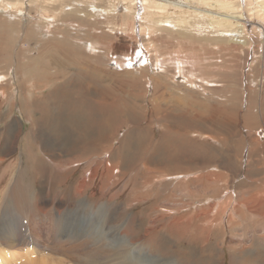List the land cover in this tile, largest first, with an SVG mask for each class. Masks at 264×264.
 <instances>
[{"label": "rangeland", "instance_id": "374dc122", "mask_svg": "<svg viewBox=\"0 0 264 264\" xmlns=\"http://www.w3.org/2000/svg\"><path fill=\"white\" fill-rule=\"evenodd\" d=\"M29 2L30 0H24V12L19 16L12 14L10 9H0V37L6 52L0 57V74H5V77L0 76V184L3 186L0 187V211L3 210L0 212V228L6 232L14 226V222H27L31 226L29 231L40 235L42 241L46 239L48 244L59 242L62 250L68 249L73 261L59 259L51 252H43L41 249H35L29 254L26 252L28 248L18 247L15 251L17 258L11 264H264V222L244 207L236 209L233 199L235 196L246 198L248 192L262 187L264 166L258 165L261 157L254 156L246 174L247 154L236 158L231 152L239 149L248 151L246 130L240 127L232 115L236 110L238 115V111L247 108V94L244 90L249 86L251 89L248 87V90L252 95L251 90L255 88L259 73L256 67L250 71L252 66L249 63L251 59L254 61L259 44H263L261 32L248 27L249 36L246 33L239 39L246 44L231 47L228 43L230 40L226 42L216 38V34L208 35L207 32V35H197L195 32L191 34L166 29L157 31V41L154 42L156 48H161L160 52L166 56L173 50L181 51L177 56L182 57L180 62H186L183 64L185 68H180V72H177L174 82L178 81L177 84L182 83V86L177 90V87L166 82L164 84L159 75L163 71L147 59L136 65L134 62L135 68H131L133 71L137 70V75H143L135 77L145 85L140 95L133 85L121 84L116 80L117 77H122L114 62L115 47H120L121 44L114 38V33H109L108 27L119 34L121 18H113L112 24L103 20L100 13H93L94 17H89L90 13L87 12H67L62 15L61 21L50 27L45 21H37L36 18L41 17ZM95 19L103 21L101 26H93ZM57 25L59 30L55 31L53 28ZM134 25L138 33V22L134 21ZM258 35L260 40L255 42ZM147 37H136L137 41L140 40L137 48L140 46L144 50L147 47ZM215 45L218 48L229 47L234 52L233 55L237 56L236 65L240 67L232 72L230 54L222 50V56H218ZM140 48L132 57L139 54ZM195 51L200 58L190 54ZM260 51L259 48L258 52ZM17 54L20 60H16ZM196 59L202 60V67L206 66L196 74L209 75L210 82L203 84L201 80L188 76L192 73L190 69L192 70ZM104 61L108 62V68L117 72L111 75L102 73L104 70L99 67H103ZM209 62L217 63L220 67L211 70L212 67L207 65ZM56 64L58 67H55ZM129 64L126 61L124 66ZM29 65H34V69L38 65L39 70L44 68L49 76L48 81L46 80L48 88L44 87L45 80L27 83L29 71L25 67L28 68ZM213 73L216 76L218 74V77ZM184 75L187 76L186 79L183 78ZM145 76L147 79H144ZM169 81H172L171 77ZM155 83L160 87H156ZM171 85L174 84L171 82ZM189 91L192 94L188 97ZM63 93L67 95L60 96ZM155 95H159L157 99ZM190 97H196V101L192 102ZM57 98L62 100L61 103L76 105L71 111L61 110ZM152 98L156 99L155 102H152ZM31 101L37 105L46 102V107L40 113L45 112L47 119L39 118L41 115L36 113V107L31 105ZM178 101H181L182 106L173 112L172 107L178 105ZM210 102L212 103L209 104ZM87 104L90 105L91 116ZM208 107H223L225 116L212 124L208 119L213 112L207 111L204 115L205 122L203 118L198 119L196 115L202 114V109ZM232 107L234 108L231 109ZM158 110L161 111L160 114ZM76 111L78 113L71 117ZM166 113H171L170 117L157 119ZM242 115L244 116L243 113L240 116ZM228 116L229 120L226 118ZM86 117L94 118L92 125L95 129L83 132L85 126L82 123L87 121ZM222 121L225 125L224 122L222 125ZM115 126H118L117 132L112 134ZM36 129L44 132L45 135L40 131L42 141L32 137L31 131ZM233 129L235 131H231ZM249 130V135L254 136L256 129L254 132L250 128ZM261 135L258 137L263 139L264 135ZM160 136L163 137L164 146L154 154L151 148ZM91 139L96 144V150L93 153L88 152L91 150L81 151L79 156L80 147ZM80 140H83V144L79 143ZM233 141L236 144L231 145ZM13 142L15 147L11 145ZM194 143L206 151L202 157L204 165L201 163L204 160L196 163L199 146L194 148ZM70 148L77 150L71 153ZM169 157H173L171 160L174 163L192 161L191 168L179 164L178 166L185 167V172L178 166L173 170V165L170 164L169 168L161 166L164 171L158 164ZM144 158H150L149 164ZM67 160L70 162H66ZM99 161H102L101 165ZM228 162L236 165L235 174H229L223 169ZM209 164L216 169L212 168L211 172L220 174L219 181L215 184L207 182L209 176L205 170H201ZM154 166L160 168L156 167V172L159 171L160 175L164 173L161 181L152 178L151 171L153 168L156 170ZM106 169L107 174H102ZM91 170L96 171L95 175L91 174ZM173 171L181 175L169 178ZM15 175L20 179L19 188L26 201L24 203L31 211L29 215L26 214L29 210L18 215L14 211L15 205L9 196V190L14 183L11 178ZM91 175L97 179L92 180ZM193 178L196 179L192 180ZM83 180L86 181L82 184ZM196 188L197 191L194 190ZM188 192L202 194L204 198L197 194L189 197ZM207 197L211 200H206ZM225 198L230 199V202ZM38 208L41 210H37ZM204 209L208 212L205 216H200L199 212L206 211ZM4 212L8 215H4ZM142 235H146L143 240Z\"/></svg>", "mask_w": 264, "mask_h": 264}, {"label": "bare ground", "instance_id": "6f19581e", "mask_svg": "<svg viewBox=\"0 0 264 264\" xmlns=\"http://www.w3.org/2000/svg\"><path fill=\"white\" fill-rule=\"evenodd\" d=\"M31 5L34 6V10L39 13L40 17L41 18H36L37 21H41V22H46V24H48L49 26H54L55 24H57L59 21L62 20V15L66 14L67 12H75V13H79V14H83V12H87V14L90 13L89 17H94V15L96 13H100V16L102 15L104 17L103 20L109 22V23H112V19L115 18V17H118L119 19L121 18L120 20V28H119V31L120 33L118 34L116 31L114 32L112 29V27H108V29L110 30L109 33H114L113 36H115L114 38L116 40H119L118 42L121 44L120 47H115V50H116V57L114 59V62H115V65L116 67H118V71L121 72V75L122 77H117L116 80L118 79L121 84L124 83L125 85H133L137 92L141 94L142 91H144L145 89V85H143L144 82H140L138 79H136L135 77L138 76L136 74V71H133V69L135 68L133 63L135 62V65L138 63V62H143V61H147V59H150V61L154 64V66L157 68H160L163 72L159 75L162 76V81L165 82L172 86V87H177L176 89L179 90L182 86V83L180 84H177V83H174L176 82L175 81V78H176V75L177 72H180V68L184 69V65L183 64H186V62H180V60H182L181 56H177L181 51H172L170 54H168L166 56V54H162L160 51H161V48L157 49L156 46L154 45V42L157 41V35H156V32L157 31H165L168 30V31H174V32H189V33H194L197 34V35H201V34H205L207 35L205 32L208 33V35L211 33V34H216V38H220L221 40H225L226 42H228L229 40V44L231 47H236V46H239V47H242L244 46L246 43L245 41H240L239 39L243 38V36L248 32V27H251L250 29H252L253 31H256L259 30L261 32L260 35L263 36V40H264V0H30L29 2ZM23 6H24V0H0V9L2 10H5V9H10V11L12 12V14L14 15H17L19 16V14H21L22 12H24L23 10ZM89 9H92V10H89ZM5 13V12H4ZM7 13V11H6ZM95 13V14H93ZM8 15V13L6 14ZM111 15H115L114 17H112ZM2 16V15H1ZM10 16V15H9ZM86 16V15H85ZM4 18V16H3ZM88 18V17H87ZM122 18H124V20H122ZM44 19V20H43ZM66 19V18H65ZM8 20V19H7ZM6 20V21H7ZM94 20V19H93ZM96 20V19H95ZM197 20H199L200 22H196ZM3 21V20H2ZM5 21V20H4ZM134 21L135 22H138L139 24V32L136 33V28H135V25H134ZM194 21V22H193ZM191 22L193 24H191ZM9 23V22H8ZM103 23V21H99V20H96L95 23H93V26H98ZM108 23V25H109ZM107 25V26H108ZM50 26V27H51ZM78 26V24H77ZM105 26V24H104ZM103 26V27H104ZM106 26V27H107ZM259 26V28H257ZM83 27V26H82ZM103 27H100V28H103ZM58 25L56 27H54L53 29L55 31L59 30L58 29ZM79 28V27H78ZM96 28V27H95ZM53 30V32H54ZM99 30V29H97ZM117 30V29H115ZM102 31V30H100ZM105 31V30H104ZM259 32V33H260ZM100 33V32H99ZM107 33V32H106ZM254 33V32H253ZM258 33V34H259ZM61 34V33H60ZM59 34V35H60ZM255 34V33H254ZM148 36L147 38V47L149 48V50H147L148 48L144 47V50H142L140 48V51H139V54H137L136 56H133L132 55L134 54V52L139 49L137 48V43L140 42V38L141 37H145V36ZM248 35V33H247ZM256 36V40L255 42L258 41V37L260 36ZM76 36V35H75ZM212 36V35H211ZM249 36V35H248ZM136 37H139L138 41L136 40L137 38ZM64 38V37H63ZM200 38V37H199ZM202 38V37H201ZM99 39V38H98ZM159 39H162V36H159ZM88 40V39H87ZM235 40V41H233ZM240 42H239V41ZM260 40V39H259ZM2 37H0V57L6 53L5 52V49L3 48V45H2ZM99 41V40H98ZM97 41V42H98ZM102 41V40H101ZM252 41V40H251ZM253 42V41H252ZM251 42V43H252ZM214 43V42H213ZM227 43V44H228ZM152 44V46H150ZM159 44V43H158ZM195 44V43H194ZM228 44V45H229ZM201 46V45H200ZM217 45H215V49H217V53H218V56H222L223 54V51H226L227 53H229V63L230 62H233V65L230 67L232 69V72H234L236 70V67H238V65H236V59H237V56H234V52L230 51L229 47H226V48H221V47H216ZM256 46V45H255ZM135 48H137L135 51H133ZM248 48V47H247ZM259 48L261 49L260 53L258 52ZM214 49V50H215ZM198 50V49H197ZM212 51V50H211ZM208 52V51H207ZM112 53V52H111ZM118 53V54H117ZM147 53V54H146ZM212 54L213 51L211 52ZM136 54V53H135ZM191 55H196L198 58H200V55L195 52H190ZM208 54V53H207ZM237 54V53H236ZM96 55V54H94ZM148 57H147V56ZM233 55V56H232ZM241 55V54H240ZM249 55V54H247ZM256 57H254V61L251 59L250 61V71H252V69L254 67H256V70L258 71L259 75H257V79L255 81V88H252V95L250 94L249 90H248V87L246 88L247 90L244 92L247 94V99H246V102H247V108L244 110V111H238V115L236 114L237 110L234 112V115H232V118H234L240 125V127H242L243 129L246 130V137H247V141H248V149L245 148L248 150V151H245L244 149L242 150H238V151H233L231 150V152L233 153V155L236 157V156H239L241 157V155H245L247 154V162H246V165H245V173L248 174V169L247 167L249 166V163H250V160L254 157V156H260L261 157V160L259 162L258 165H262L264 166V137L263 139L259 138L258 136H260L261 134L264 135V41H263V44L260 43L259 46L257 47V53L255 54ZM183 56V55H182ZM188 56V55H187ZM224 56V55H223ZM18 54H17V58L16 60H20L18 59ZM189 57V56H188ZM97 58V57H96ZM184 58V57H183ZM191 58V57H190ZM223 58V57H222ZM225 58V57H224ZM223 58V59H224ZM125 59V60H123ZM185 59V58H184ZM212 59V57L210 58ZM99 60V59H98ZM101 60V59H100ZM99 60V61H100ZM225 60V59H224ZM51 61V60H50ZM95 61V60H94ZM97 61V60H96ZM129 62L130 64L127 65V67L124 66V63L125 62ZM210 61V60H209ZM244 61V60H243ZM150 62V64H151ZM221 62H223V60H221ZM228 62V61H227ZM245 62H247L245 60ZM107 61L105 62L104 61V64H103V67H99L101 69H103L104 71L102 73H105V74H108V75H111V74H114L115 72H117L116 70H113L111 68H108L106 65H107ZM190 63V62H189ZM226 63V62H225ZM6 64V63H5ZM22 64V63H21ZM54 64V63H53ZM95 64V63H94ZM101 64V63H100ZM202 64V60L201 59H196L193 63V68L192 70L190 69V71L192 73H190L188 76L192 77V78H195L197 80H201V82H203V84H206L208 82H210L208 80V77L209 75L207 76V74H204V75H198L196 74V72H202L204 69V66L202 67L201 66ZM223 64V63H222ZM97 65V64H96ZM131 65V66H130ZM165 65V66H164ZM211 70L215 67H220L217 63H208L207 64ZM17 66V65H16ZM23 66V65H22ZM57 66V64L55 65V67ZM141 66V65H140ZM146 67H148L147 65H145ZM152 66V65H151ZM192 66V65H191ZM190 66V67H191ZM58 67V66H57ZM88 67V66H87ZM178 68L177 70L175 68ZM206 67V66H205ZM240 67V66H239ZM238 67V68H239ZM1 68V66H0ZM27 71H29V77H28V80H27V83L30 82V81H38V80H45V83H44V87L46 88L47 87V82L46 80L48 79V75H46L47 73L44 71V68H40L39 70V65L35 67L34 69V65H29V67H25ZM64 68V67H63ZM133 68V69H131ZM214 68V69H215ZM229 68V69H230ZM22 69V68H21ZM187 69V68H186ZM6 70V69H4ZM17 70V69H16ZM24 71V72H27V71ZM59 70V69H58ZM129 70H132V71H129ZM146 70V69H145ZM189 70V69H188ZM18 71V70H17ZM20 71V70H19ZM189 71V72H190ZM7 73V72H6ZM101 73V75H102ZM147 73V71H146ZM145 73V75H147ZM257 73V74H258ZM201 74V73H200ZM209 74V73H208ZM211 74V72H210ZM214 74V73H213ZM149 75V74H148ZM215 75V74H214ZM0 76L2 77H5V74L4 75H1ZM48 76V77H47ZM115 77V75H113ZM117 76V75H116ZM140 77H143V75H139ZM155 76V75H154ZM213 76V75H212ZM216 76V75H215ZM139 77V78H140ZM169 77H171V80L172 81H169ZM186 75H184L183 78L186 79ZM218 77V74L217 76ZM215 77V78H216ZM240 77V76H239ZM247 77V76H246ZM256 77V75H255ZM111 78V77H110ZM158 78V76H157ZM156 78V79H157ZM250 78V77H249ZM144 79H147L146 76L144 77ZM248 79V77H247ZM142 80V78H141ZM1 81V79H0ZM32 81V82H33ZM48 81V80H47ZM118 81V82H119ZM246 81V79H245ZM147 82V81H146ZM155 82V81H154ZM171 82L174 84V85H171ZM200 82V83H201ZM214 82V81H213ZM243 82V80H242ZM26 83V84H27ZM194 83V82H193ZM199 83V84H200ZM217 83V82H216ZM25 84V85H26ZM35 84V83H34ZM156 84V87H160L158 83H155ZM198 84V83H197ZM23 85V86H25ZM33 85V84H32ZM34 86V85H33ZM43 86V85H42ZM62 86V85H61ZM180 86V87H179ZM184 86V85H183ZM29 87V85L27 86ZM123 87V86H122ZM129 87V86H128ZM208 87V86H207ZM31 88V87H30ZM48 88V87H47ZM203 88V86H202ZM213 87H211L212 89ZM226 88V87H225ZM243 88V87H242ZM250 88V87H249ZM28 89V88H27ZM192 89V88H190ZM251 89V88H250ZM31 90V89H30ZM161 90V89H160ZM169 90V89H168ZM182 90V89H181ZM187 90V89H186ZM197 91V90H196ZM209 91H210V88H209ZM248 91V92H247ZM159 92V91H158ZM190 92V95L191 96V91ZM195 92V90H194ZM53 93V92H52ZM152 93V92H151ZM198 93V92H196ZM200 93V91H199ZM255 93V95L253 94ZM54 94V93H53ZM156 94H158L156 92ZM201 94V93H200ZM67 94L63 93L61 94L60 96H65ZM154 95V94H153ZM194 95V94H193ZM203 95V94H202ZM159 96V95H158ZM157 96V97H158ZM201 96V95H199ZM156 95H155V98L157 99ZM186 97V96H185ZM208 97V96H207ZM210 97V95H209ZM208 97V98H209ZM244 97V96H243ZM154 98V99H155ZM178 98V97H177ZM191 98V97H190ZM193 98V97H192ZM192 102H195L194 99H196V97L194 99H192ZM201 98V97H200ZM206 98V99H208ZM212 98V97H211ZM239 98V97H238ZM63 99V98H62ZM66 99V98H64ZM151 99V98H150ZM153 99V98H152ZM153 99V100H154ZM155 99V100H156ZM186 99V98H185ZM202 99V98H201ZM210 99V98H209ZM241 99V97H240ZM38 100V99H37ZM58 106H60L62 109L61 110H69L71 111L72 108H74V105L76 104H73V103H61L62 100L61 99H58ZM145 102H146V98L144 97L143 99ZM152 101V102H155ZM161 100V99H160ZM159 100V102H160ZM203 100V99H202ZM205 100V99H204ZM211 100V99H210ZM238 100V99H236ZM243 100V98H242ZM200 101V100H199ZM208 101V100H206ZM212 101V100H211ZM240 101V100H239ZM40 102V101H39ZM81 102V101H80ZM198 102V101H197ZM209 102V101H208ZM244 102V100H243ZM242 102V103H243ZM96 103V102H95ZM205 103V102H204ZM212 102H210L209 104H211ZM241 103V104H242ZM44 104V105H43ZM46 102L45 103H42V105H37V103H34V101H31V105H35L36 107V113L37 114H40L41 117L39 118H42V120H45L47 119L48 115L44 112V113H40L46 106H45ZM158 104V103H157ZM198 104V103H197ZM201 104V103H200ZM199 104V105H200ZM240 104V103H239ZM237 104V105H239ZM240 104V105H241ZM79 104H77L78 106ZM96 105V104H95ZM202 105V104H201ZM234 105V104H233ZM67 108H64L66 107ZM182 106V103L181 101H178V105H175L172 107L173 112L176 111L178 108H180ZM208 106V105H206ZM210 106V105H209ZM76 107V106H75ZM195 107V106H194ZM199 107V106H198ZM198 107L196 109H198ZM204 107V106H203ZM201 107V108H203ZM226 107V106H225ZM241 107V106H240ZM77 108V107H76ZM153 108V107H152ZM165 108V107H164ZM234 107H232L231 109H233ZM236 108V107H235ZM87 109L89 111V116H91V110H90V105L87 104ZM154 109L156 110V108L154 107ZM158 109V108H157ZM205 109V108H204ZM202 109V114H198L196 115L197 113H195L196 117L198 119H202L203 122H205V119H204V115H206L207 113H211V111L213 112V114L211 115V118L208 119V121H211L212 124L215 123L217 120L219 121L220 118H222L223 116H225V113H224V109L223 107H220V108H206L205 110ZM211 109V110H210ZM227 109H228V106H227ZM238 109V107L236 108ZM144 110V109H143ZM195 110V109H194ZM154 111V110H153ZM159 111V114L161 113L160 110ZM197 111V110H196ZM195 111V112H196ZM199 111V112H201ZM208 111V112H207ZM226 111V110H225ZM152 112V110H151ZM207 112V113H206ZM230 112V111H229ZM50 113V112H49ZM78 113L77 111L75 113H73L71 115V117H74V115ZM244 114V116H240L241 114ZM253 113V114H251ZM66 114V113H65ZM230 114V113H229ZM147 115V114H146ZM171 113H166L165 115L162 114L159 116V118H157L158 120H162L163 118L165 117H170ZM149 116V115H148ZM153 116V113L152 115H150V121L152 120L151 117ZM144 117V116H143ZM175 117V116H174ZM230 116L226 117L227 119L229 118ZM226 118H224L226 120ZM147 119V118H146ZM156 119V120H157ZM223 119V120H224ZM39 120V119H38ZM86 122L85 123H82L85 127H83L82 131L83 132H86L87 130H94V126L92 125L93 121H94V118L93 117H86ZM229 120V119H228ZM232 120V119H231ZM41 121V120H40ZM39 121V122H40ZM234 122V120H232ZM152 122V121H151ZM223 122L222 121V125H223ZM121 123V122H120ZM237 123V125H238ZM47 124V122H46ZM221 124V123H220ZM234 124V123H233ZM236 124V123H235ZM36 125V124H35ZM38 125V124H37ZM224 125H225V122H224ZM47 126V125H46ZM255 126V127H254ZM40 127H43V126H40ZM228 127V126H227ZM232 127V126H231ZM238 127V126H237ZM235 127V129L237 128ZM39 127H37L38 129ZM249 128L254 132V129H256V133L254 134V136H250L248 133ZM35 129V128H34ZM33 130L31 131V135L33 138H35V140H41L40 139V131L38 130ZM51 129V128H50ZM104 129H107L104 127ZM103 129V130H104ZM118 129V126H115L114 127V132L112 131V134H116V130ZM212 129V128H211ZM231 129V128H230ZM239 129V128H238ZM108 130V129H107ZM109 131V130H108ZM229 131V130H228ZM226 131V132H228ZM231 131H235L234 129L231 130ZM260 131V132H259ZM54 132V131H53ZM160 132V131H159ZM162 132V131H161ZM42 134H44L43 131H41ZM154 133V132H153ZM156 133V132H155ZM230 133V132H228ZM232 133V132H231ZM230 133V134H231ZM234 133V132H233ZM242 134V131L240 132ZM105 134V133H103ZM165 134V133H164ZM229 134V135H230ZM236 134V133H235ZM253 134V133H251ZM45 135V134H44ZM94 136L95 133H93ZM154 135V134H153ZM166 135V134H165ZM219 135V134H217ZM261 135V136H262ZM53 136V135H52ZM227 136V135H226ZM243 137V136H242ZM254 137V138H253ZM6 138V136H5ZM113 138V137H111ZM163 138V137H162ZM160 138L155 141V145H153V147L151 148L153 151H154V154H155V151H157L159 148L163 147V139ZM228 138H230L228 136ZM236 138V137H235ZM245 138V137H244ZM95 138H93L94 140ZM234 140V138H232ZM231 139V141H232ZM238 139V138H237ZM236 139V140H237ZM15 140V139H14ZM43 140V139H42ZM41 140V141H42ZM78 140V139H77ZM87 140V139H86ZM92 139L88 142H86L85 144H83V140H80L79 143H82L83 145L80 147V151L79 152V156H81L82 152L81 151H85V150H91V151H88V152H92L96 150V144L93 141ZM121 140V139H120ZM230 140V139H229ZM18 141V140H17ZM74 141V140H73ZM223 141V140H222ZM235 141V140H234ZM233 141V144L231 145H234L236 143H234ZM244 141V139H243ZM111 142V141H110ZM152 142V141H151ZM220 142V141H219ZM228 142V141H227ZM238 142V141H237ZM245 142V141H244ZM78 143V144H79ZM222 143V142H221ZM232 143V142H231ZM77 144V145H78ZM98 144V143H97ZM183 144V143H182ZM224 144V142H223ZM239 144V143H238ZM244 144H247V143H244ZM13 147L16 146L15 142H13L11 144ZM43 146V145H42ZM199 146V148H198ZM195 145L194 143V148H198L197 150V156H196V163L198 164L201 160H204L202 159L203 155L206 154V151L205 149L200 146V145ZM222 146V145H221ZM232 147V146H231ZM77 148V147H76ZM76 148H70V152L72 153ZM150 148V147H149ZM183 148V147H182ZM193 148V147H192ZM242 148V147H241ZM79 149V148H78ZM184 149V148H183ZM77 150V149H76ZM151 150V151H152ZM235 150V149H234ZM110 151V150H109ZM147 151V150H146ZM161 151V149L159 150ZM245 151V152H244ZM12 152V151H11ZM81 152V154H80ZM240 152V153H239ZM7 153V152H6ZM107 153V152H105ZM144 156L146 155V152L144 151ZM150 152H148L147 154L149 155ZM158 153V152H157ZM164 153V152H163ZM154 154H152L154 156ZM88 155V154H87ZM91 155V154H89ZM151 155V154H150ZM75 156H77L75 154ZM95 156V155H94ZM136 156V155H135ZM134 156V157H135ZM164 156V155H163ZM87 157V156H86ZM89 157V156H88ZM91 157V156H90ZM89 157V158H90ZM93 157V155H92ZM96 157V156H95ZM69 159V157H67ZM66 158V159H67ZM78 158V157H77ZM114 158V157H113ZM151 158V157H150ZM150 158H147L145 159L144 158V161L145 162H148L149 164V159ZM206 158V157H205ZM237 158V157H236ZM5 159V158H4ZM80 159V158H79ZM82 159V157H81ZM80 161H84V160H81ZM84 159V158H83ZM96 159V158H95ZM94 159V160H95ZM131 159V158H130ZM152 159V158H151ZM162 159V158H161ZM173 157H169L168 159H165V161H162L159 165L160 168L162 167H167L169 168L170 164H172L173 166L172 169L174 170L175 167H177L179 164H183L186 166V168H191V162H183V161H179V162H172ZM239 159V158H238ZM75 160V159H74ZM73 160V161H74ZM87 160V159H86ZM85 160V161H86ZM89 160V159H88ZM93 160V162H94ZM97 160V159H96ZM110 160V159H109ZM136 160V159H135ZM141 160V159H140ZM139 160V161H140ZM62 161V160H61ZM79 161V160H78ZM112 162V160H110ZM114 161V160H113ZM131 161V160H130ZM138 161V160H137ZM143 161V163H145ZM176 161V160H175ZM222 161V160H221ZM224 161V160H223ZM66 162H70V161H66ZM72 162V161H71ZM100 162V161H99ZM102 162V161H101ZM101 162H100V165H101ZM107 162V161H106ZM14 163V162H13ZM16 163V162H15ZM18 163V161H17ZM77 162H75L76 164ZM98 163V161H97ZM202 165H204L205 163V160L201 162ZM222 163V162H221ZM229 163V162H228ZM226 163L227 166H225L223 169L226 170V172H228L229 174H235V171L237 168L236 165L233 166V163ZM36 164V163H34ZM63 164V163H62ZM61 164V165H62ZM64 164H67V163H64ZM63 164V165H64ZM106 164V163H105ZM196 164V165H197ZM255 164V163H254ZM18 165V164H16ZM98 165V164H97ZM96 165V166H97ZM107 165V164H106ZM114 165V164H113ZM201 165V164H200ZM224 165V164H223ZM84 166V165H83ZM91 166V164H90ZM95 166V167H96ZM109 166V165H107ZM112 166V165H111ZM115 166V165H114ZM140 166V165H139ZM162 166V167H161ZM232 166V167H231ZM253 166V165H252ZM155 167V166H154ZM157 167V166H156ZM155 167V168H156ZM157 167L159 170L160 168ZM202 167V166H201ZM219 167V166H218ZM256 167V166H254ZM89 168V167H88ZM94 168V166H93ZM98 168V166H97ZM107 168V167H106ZM112 168V167H111ZM114 168V167H113ZM157 168L156 170L154 171V168L153 170L151 171L152 173V178H155L156 180H159L161 181L162 179V176H164V173L163 175L157 171ZM177 168L181 169V170H184L185 172V167L184 166H178ZM184 168V169H183ZM195 168V167H194ZM199 168V166H198ZM212 168H213V165L209 164L207 165L206 168L204 169H201V170H205L207 173V176H209V178L207 179V182H212V184L214 183H217L219 180V177H220V174L219 173H214V172H211L212 171ZM222 168V166H221ZM13 169V168H12ZM95 169V168H94ZM163 169V168H162ZM209 169V170H208ZM214 169V168H213ZM241 169V168H240ZM255 169V168H254ZM261 169V168H260ZM109 170V169H108ZM165 171V169H163ZM208 170V171H207ZM216 170V169H214ZM224 170V171H225ZM60 171V170H59ZM148 171V170H147ZM187 171V169H186ZM96 172V171H95ZM95 172L91 170V174L94 173L95 175ZM107 169L105 171V173L102 172V174H107ZM260 172V171H259ZM63 173V172H61ZM60 173V174H61ZM149 173V172H148ZM179 172H172V175L169 176V178H172L173 176H178V175H181V174H178ZM191 173V172H190ZM188 173V174H190ZM97 174V173H96ZM101 174V175H102ZM186 174V173H184ZM92 177V180H94V178H96V176ZM243 175V174H242ZM61 176V175H60ZM63 176V174H62ZM106 175H104L105 177ZM228 176V174H227ZM238 176V175H237ZM3 177V175H2ZM103 177V176H102ZM109 177V176H108ZM224 177V176H223ZM264 177V176H263ZM228 178V177H226ZM97 179V178H96ZM196 178H193L192 180H195ZM232 179V178H231ZM154 180V179H153ZM172 180V179H170ZM191 180V181H192ZM11 181L14 182L11 187H10V190H9V196L11 197V199L13 200L14 202V211L16 213V215L20 214V212H26L27 215L30 214V209L29 206L27 204H25L24 202H26L24 200V196H23V193H22V190L19 188L21 186V183H20V179L17 175H15L13 177V179L11 178ZM86 180H83V182H81L82 184L85 183ZM183 181V180H182ZM185 181V180H184ZM20 183V185H19ZM158 184V183H157ZM198 184V183H197ZM222 184V183H221ZM86 185V184H85ZM84 185V186H85ZM100 186H101V183H100ZM0 187H3L1 186L0 184ZM8 187V186H7ZM98 187V185H97ZM203 187V186H202ZM99 188V187H98ZM6 189V187H5ZM80 189V188H78ZM202 189V188H201ZM262 189V190H260ZM260 189H257L256 190H253V192H248V195L246 198H238L237 196H235L234 199V205H236V209L238 208H241V207H244V209L248 210V212L250 214H253L255 217H258L259 219L262 220V222H264V181H263V184H262V187ZM76 190V189H75ZM82 190V188H81ZM197 191V188L194 189ZM203 193H204V189H202ZM210 190V189H209ZM213 190V189H212ZM80 191V190H79ZM100 191V190H99ZM122 191V190H121ZM189 191V189H188ZM93 192V191H92ZM201 192V191H200ZM201 192V193H202ZM215 192V191H214ZM94 193V192H93ZM213 193V192H212ZM235 193V191H234ZM83 194V193H82ZM188 196L191 197V196H194L195 194H197L196 192H188ZM216 194V193H215ZM199 195V194H197ZM8 196V195H7ZM8 196V197H9ZM200 198H204L201 195H199ZM2 197V195H1ZM206 200L210 201L211 199L210 198H205ZM1 200V199H0ZM44 200V199H43ZM225 200H228L225 198ZM76 201V200H75ZM74 201V202H75ZM44 202V201H43ZM228 202H230V199L228 200ZM1 203V202H0ZM180 203V202H179ZM199 203V202H198ZM37 204V203H36ZM34 204V205H36ZM30 205V204H29ZM33 205V204H32ZM2 207V206H1ZM174 207V206H173ZM1 209V208H0ZM41 210V208H38L37 210ZM39 210V211H40ZM171 210V209H170ZM206 211H200L199 212V215L200 216H205L206 213L208 212L207 209H204ZM38 211V212H39ZM91 211V210H90ZM0 212H3L0 211ZM42 212V211H41ZM6 213L4 212V215ZM39 214H41L39 212ZM3 215V216H4ZM8 215V214H6ZM25 215V214H24ZM32 217V216H31ZM233 217V216H232ZM236 217V216H235ZM254 218V217H253ZM4 219V217H3ZM25 219H27L25 217ZM31 220V218H30ZM29 220V221H30ZM34 220V219H33ZM235 220V219H234ZM77 222V221H76ZM72 224V223H71ZM70 224V225H71ZM14 226L12 228H10L9 230H7L6 232L0 228V264H11L12 262H14V260L17 258V254H16V250L18 247H25V248H28L26 250L27 253L29 254H32L34 252L35 249H41L44 251H48V252H51V254L55 255L57 258H63L65 260H68V261H73L72 260V255L69 253V250L68 249H65V250H62L61 246L59 245L60 243L57 242V243H54V244H48L45 240L42 241L40 239V235L38 236V234L36 232H30L29 231V228L31 227L30 224H28L27 222L23 223L22 221L20 222H17L15 224H13ZM46 225V224H45ZM54 225V224H52ZM34 226V225H33ZM4 227V226H3ZM72 229V228H71ZM38 230V229H37ZM44 230V229H43ZM48 231V230H47ZM263 232V230H262ZM41 233V231H40ZM43 233V232H42ZM47 233V232H45ZM260 233V232H259ZM94 234V233H93ZM48 235V233H47ZM262 235V234H261ZM124 236V235H123ZM145 236L146 235H142L141 236V239H145ZM48 237V236H47ZM45 238V237H44ZM43 238V239H44ZM88 238V237H87ZM48 239V238H47ZM57 240V239H56ZM58 241V240H57ZM110 241V240H109ZM142 245V244H141ZM73 247V245H72ZM22 248V249H23ZM244 248V247H243ZM242 248V249H243ZM64 249V248H63ZM242 251V250H241ZM245 250H243L244 252ZM56 252V253H55ZM76 252V251H74ZM27 254V255H29ZM239 254V252H238ZM240 254H242L240 252ZM76 256V255H75ZM140 256V254H139ZM51 260V259H50ZM43 261V260H42ZM49 261V260H48ZM84 261V260H83ZM231 261V260H230ZM31 262V260H30ZM37 262V261H35ZM52 262V261H51ZM240 262V261H239ZM238 262V263H239ZM71 263V262H70ZM75 264V263H74Z\"/></svg>", "mask_w": 264, "mask_h": 264}]
</instances>
